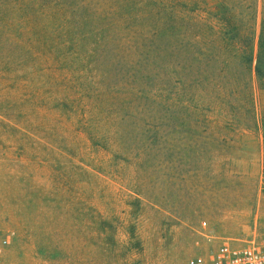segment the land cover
Returning a JSON list of instances; mask_svg holds the SVG:
<instances>
[{
  "label": "rangeland",
  "instance_id": "374dc122",
  "mask_svg": "<svg viewBox=\"0 0 264 264\" xmlns=\"http://www.w3.org/2000/svg\"><path fill=\"white\" fill-rule=\"evenodd\" d=\"M158 1L181 11L198 68L187 93L208 110L197 113L206 126L170 128L166 147L151 145L145 122L122 120L110 91L104 106L64 109L73 95L59 87L40 1L0 0V264H191L264 235V0ZM247 55L250 87L216 108L217 86L238 83Z\"/></svg>",
  "mask_w": 264,
  "mask_h": 264
},
{
  "label": "trees",
  "instance_id": "16d2710c",
  "mask_svg": "<svg viewBox=\"0 0 264 264\" xmlns=\"http://www.w3.org/2000/svg\"><path fill=\"white\" fill-rule=\"evenodd\" d=\"M39 1L44 43L57 44L55 72L59 74V87L73 95L61 102V106L72 115L84 113L90 101L104 106L102 91H110L123 103L121 109H115L122 120L145 122L154 131L151 145L158 143L166 147V135L169 137L170 128L175 126H206L207 120L198 118L197 113L208 110H202L204 105L195 104L194 98L187 93V77L193 75L196 85L198 68L187 56L180 25L181 11L174 9L173 12L170 10L173 7L158 0H140L132 5L129 0ZM120 9H128L124 19L122 16L111 21ZM80 42L94 50L89 64L96 61L97 66L85 65L87 53L79 51L77 43ZM101 59L119 68L118 75L112 74L109 65L103 66ZM245 61L242 67L245 73L236 80L238 83L229 88L218 85L217 93L211 94L216 108L221 107L226 97H238L250 87L246 71L253 72L254 60L247 55ZM223 72L220 67L218 79L225 77ZM255 73L264 81V61L257 62ZM205 74V79L210 78L209 73ZM148 132L151 134L149 129Z\"/></svg>",
  "mask_w": 264,
  "mask_h": 264
},
{
  "label": "built area",
  "instance_id": "2783aa9c",
  "mask_svg": "<svg viewBox=\"0 0 264 264\" xmlns=\"http://www.w3.org/2000/svg\"><path fill=\"white\" fill-rule=\"evenodd\" d=\"M7 240L0 229V245ZM191 264H264V235L240 243H224L208 256L192 260Z\"/></svg>",
  "mask_w": 264,
  "mask_h": 264
}]
</instances>
